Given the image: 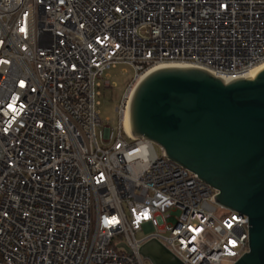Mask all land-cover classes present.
Returning <instances> with one entry per match:
<instances>
[{
    "label": "built area",
    "instance_id": "2783aa9c",
    "mask_svg": "<svg viewBox=\"0 0 264 264\" xmlns=\"http://www.w3.org/2000/svg\"><path fill=\"white\" fill-rule=\"evenodd\" d=\"M119 64L114 135L96 96ZM261 64L264 0H0V264H145L152 238L183 264H233L247 217L124 116L156 68L231 80Z\"/></svg>",
    "mask_w": 264,
    "mask_h": 264
},
{
    "label": "water",
    "instance_id": "95a60500",
    "mask_svg": "<svg viewBox=\"0 0 264 264\" xmlns=\"http://www.w3.org/2000/svg\"><path fill=\"white\" fill-rule=\"evenodd\" d=\"M130 133L218 191L217 204L248 219V251L233 264H264V66L224 80L197 67H161L135 85ZM151 264H183L152 238Z\"/></svg>",
    "mask_w": 264,
    "mask_h": 264
},
{
    "label": "rangeland",
    "instance_id": "374dc122",
    "mask_svg": "<svg viewBox=\"0 0 264 264\" xmlns=\"http://www.w3.org/2000/svg\"><path fill=\"white\" fill-rule=\"evenodd\" d=\"M109 75V81L111 87H104L103 80L106 76L100 79L101 86L97 88L99 95L96 96V100L99 102L97 109L99 111V118L110 126L113 134L116 135L119 126V114L116 110L122 99L123 93L130 82L133 70L126 64H119L106 71ZM106 119L109 121L106 122ZM156 150L161 152V149L156 145ZM143 234L137 233L136 237L140 238ZM145 264H151L150 261L145 260Z\"/></svg>",
    "mask_w": 264,
    "mask_h": 264
},
{
    "label": "bare ground",
    "instance_id": "6f19581e",
    "mask_svg": "<svg viewBox=\"0 0 264 264\" xmlns=\"http://www.w3.org/2000/svg\"><path fill=\"white\" fill-rule=\"evenodd\" d=\"M264 66V64H261L260 66H258L256 69H254L253 71L247 73L244 77H247V76H251L257 69H259L260 67ZM158 69V68H156ZM155 70V69H154ZM222 78V77H221ZM224 80L227 81V77H223ZM124 128H125V131L127 133H130V127H129V118H128V113L125 114L124 116ZM131 134V133H130Z\"/></svg>",
    "mask_w": 264,
    "mask_h": 264
}]
</instances>
